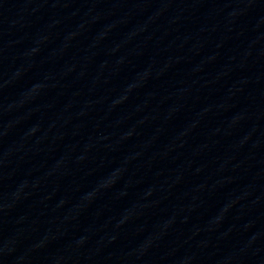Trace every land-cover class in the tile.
<instances>
[{"label": "water", "instance_id": "water-1", "mask_svg": "<svg viewBox=\"0 0 264 264\" xmlns=\"http://www.w3.org/2000/svg\"><path fill=\"white\" fill-rule=\"evenodd\" d=\"M0 264H264V0H0Z\"/></svg>", "mask_w": 264, "mask_h": 264}]
</instances>
